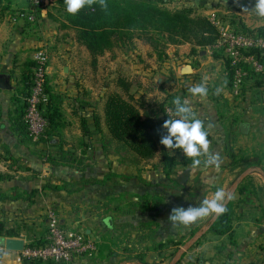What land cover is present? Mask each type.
<instances>
[{"label":"crops","instance_id":"obj_1","mask_svg":"<svg viewBox=\"0 0 264 264\" xmlns=\"http://www.w3.org/2000/svg\"><path fill=\"white\" fill-rule=\"evenodd\" d=\"M191 2L197 3V0ZM246 5L252 9L254 0L247 1ZM224 6L225 3L216 8L225 10ZM234 7L226 8L232 16L245 18L244 8ZM26 8H19L17 0H13L10 10H28ZM244 22L253 30L264 27ZM25 30L24 26L14 24L10 17L0 22V75H9L14 87L13 91L0 90V174L10 177V180L0 181L3 199L0 217L10 222L8 226L17 227L21 238L29 245L45 241L49 235L47 209L54 208L64 230L83 233L97 245L96 253L77 257L70 264H264V175L261 173H264V84L257 87L251 81L248 86V82L245 86L249 90L244 91L241 103L232 100L234 109L240 108L238 115L230 116V126L223 132L232 146L238 138H244L248 143L250 161L256 162L244 172L261 171L246 177L234 193L230 202L234 206L232 234L217 236L212 233L218 221L214 223L215 215L206 217L204 223H200L204 218L200 219L187 228L179 224L174 226L169 217L174 209L199 207L202 202L198 203V200L204 191L209 192L206 199L219 188L226 193L227 177L239 168V164L230 162L235 157L234 146L229 149L227 144L225 159L226 148L220 149L216 140H212L209 153H217L222 159L218 168L209 166L204 170H193L194 178L189 180L185 179L183 168L168 178L159 155L150 161L142 160L111 137L105 124L106 98L93 97V83L69 85L66 81L61 84L52 68L48 71L50 90L61 96L69 124L53 143L76 153L82 163L80 166L45 163L44 154L56 153V150L28 140L16 126L18 85L27 65L33 62L36 51L43 46L38 35ZM83 55L91 60L92 66L102 60L94 61L86 48ZM81 89H86L88 99L79 94ZM250 91H259L261 95L255 104L249 102ZM95 115L102 123L99 129L94 125ZM82 120L89 124L91 139L85 137ZM242 124L250 126L248 134L241 132ZM85 144L89 147L83 146ZM201 173L202 177H199ZM255 175L262 180L253 179ZM237 179L226 196L230 195ZM190 182L197 185L195 192L193 187L190 190ZM243 186L246 192L241 194ZM212 224L200 241L180 255L196 234ZM0 264L25 263L20 261L19 254L0 248Z\"/></svg>","mask_w":264,"mask_h":264},{"label":"trees","instance_id":"obj_2","mask_svg":"<svg viewBox=\"0 0 264 264\" xmlns=\"http://www.w3.org/2000/svg\"><path fill=\"white\" fill-rule=\"evenodd\" d=\"M160 1L161 4L154 0H105L107 7L102 8L100 0H97L91 8L82 9L75 16L66 12L64 0H59L58 2L63 12H65L64 16H66L67 26L76 30L77 41L90 52L94 61H97L105 52L114 48L116 44L121 48L131 46L134 44L135 39L144 40L156 50L160 47L162 40V45L163 42H165L164 44L170 43L172 45L192 44L194 47L203 50L211 49L216 44L219 38V31L208 17L195 15L191 8L171 11L163 7L164 0ZM12 3L13 0H0V22L12 13L10 10ZM33 11L34 8L30 5L28 10L13 12L10 18L13 23L26 28L31 25L29 15ZM34 14L40 16L41 9L34 11ZM232 24L236 26L233 29L239 33L264 37V27L254 30L250 29L241 19H238V21L234 20ZM194 50L196 52V49ZM214 52L220 53L225 58L227 78L229 79L228 86L231 89L233 71H231L230 61L222 52ZM217 58L220 57L215 56V59ZM35 66L36 63L34 61L27 65V71L21 79L22 86L21 84L18 85L15 99L18 104L17 114L19 116L16 126L31 141L35 140L30 136L25 117L28 109V99L33 88V70ZM250 81L255 82L256 86L260 87L264 84V74L251 72L247 78L246 85ZM118 87L122 88L123 93L128 95V99L121 93L114 92L106 100L105 124L111 137L121 142L142 160L150 161L159 155L164 173L168 178L178 174V170L183 168L186 180L194 178L193 169H187L192 168L191 159L186 157L183 150L166 148L160 143L162 137L167 135V130L163 128L164 122L170 118H176L174 117L175 105L173 101L177 97L166 93L167 97L163 101H149L144 98H138L131 93V84L124 77L118 79ZM245 88L246 86L243 94ZM161 89L164 88L161 87ZM46 94L48 95V101L40 106V111L49 125L41 139L36 142L44 143L49 148L55 149L56 153L51 151L45 153L43 156L44 161L53 166H60V164L80 166L82 159L76 153L64 150L61 146L53 143L54 138L61 137L62 132L68 128L69 124L65 118L61 96L51 93L48 83ZM181 100L183 101L184 99L181 98ZM94 125L98 129L102 126L101 120L97 115L94 116ZM81 126L85 137L89 138L87 120H82ZM212 140L209 134L210 145ZM83 146L89 147L88 144ZM203 158L206 157L201 156V160ZM202 165H204L203 161ZM9 178V176L0 174V181L10 180ZM245 190L246 188L243 186L240 189L241 194H244ZM2 201L3 199L0 197V203ZM233 207L232 202L228 206L227 211L214 225L212 233L217 236L232 234L234 228ZM9 223L3 221L0 217V237L21 238L18 228L8 226ZM45 244L46 240L38 241L31 244L30 247L35 248ZM24 263L55 264L41 261Z\"/></svg>","mask_w":264,"mask_h":264},{"label":"rangeland","instance_id":"obj_3","mask_svg":"<svg viewBox=\"0 0 264 264\" xmlns=\"http://www.w3.org/2000/svg\"><path fill=\"white\" fill-rule=\"evenodd\" d=\"M154 1L157 3L161 2L160 0ZM247 1L249 0H197V3H192L191 0H169L168 2L164 0L163 7L171 11L191 8L195 15H206L209 19H212L215 15L226 26L236 28L232 22L234 20L238 21V17L232 16L226 7L241 6V8L248 9ZM17 3L19 8L22 9L30 6L24 0H17ZM223 3H225V8L223 7L225 10H217L220 4L223 5ZM11 14L6 18L9 19ZM43 14L46 15L44 16L45 18L42 16ZM243 14L245 18L239 17L243 23H245L244 21H249L255 26L264 25V18L258 17L253 11L243 10ZM64 15L65 12H63L62 7L57 2L54 7L44 12L41 11L40 16L35 15V21L30 22L31 25L25 28L26 32L38 35V38L42 40L43 46L38 50L44 49L48 51L50 56L49 69L52 68L55 71L53 74L55 73L54 75L59 83L63 84V82L68 81L67 84L69 85L71 83L78 85L87 81L95 86L91 93H94L93 97L96 99L100 97L101 100L102 98L107 100L108 96L114 92H119L128 99V95L123 93L122 88L118 87V79L124 77L131 84V93L138 98H144L149 101H163L167 97V93L189 100L197 117L204 122L207 131L209 132L210 130V134L213 135L211 136L213 142L216 140V146L226 148L224 149V158L228 153L227 144L229 149L230 147H235H233L236 152L234 153L235 157L233 160L230 159V162L233 161L235 165L239 164V168L236 172H231L228 177L227 174L224 175L228 178L226 193H229L237 177L256 161H250L251 151L248 149V143L246 144L244 138L236 139L232 146L231 140L226 139V134L223 132L230 126V116L238 115V108H240L238 106L237 109H234L232 100L236 101L235 103H241L243 97L242 95L239 98H234L232 95V91L228 86L229 79L227 78L225 58L211 49L203 50L194 47L192 44L172 45L170 43L164 44L165 42H163L162 45V40L160 47L156 50L144 40L135 39L134 44L131 46L121 48L116 44L114 48L99 57L102 60L95 64L96 66L94 64L92 66L91 60L83 55L85 47L77 41L76 30L67 26L66 16ZM194 49H196V52H194ZM215 56L220 58L215 59ZM185 64H190L194 67L195 73L192 76L186 77L178 74V67ZM65 69H68V71L66 72ZM91 71H93V76H91ZM202 81L208 87V96L203 100L192 97L188 91ZM250 83L251 81L248 86ZM48 86L50 89L52 88L49 85V80ZM248 86L245 88L246 92L249 90ZM161 87L164 89H161ZM217 89L220 90L219 93H217ZM87 93L86 89L79 90V94L86 99H88ZM259 97H261L259 91H250L248 99L249 102H254L253 104H255ZM205 167V165H200L197 170H204ZM199 177H202V173ZM253 179L262 180L258 175L253 176ZM194 185V182H190L189 187L190 190L193 187L192 190L195 192L197 185ZM206 193L209 194L207 191L200 194L201 197L198 203L206 199ZM205 220L206 218L200 223H204ZM211 237L213 238L214 236Z\"/></svg>","mask_w":264,"mask_h":264},{"label":"built area","instance_id":"obj_4","mask_svg":"<svg viewBox=\"0 0 264 264\" xmlns=\"http://www.w3.org/2000/svg\"><path fill=\"white\" fill-rule=\"evenodd\" d=\"M32 5L34 11L48 10L54 7L58 0H24ZM34 11L29 15V21H35ZM15 21V20H14ZM210 21L217 27L219 38L211 48L222 52L230 61L233 80L231 91L234 98L243 95L247 78L251 72L264 74V37L249 36L237 32L214 15ZM33 61L36 66L33 70V88L28 99V109L25 122L29 133L35 141L43 136L48 128V122L43 118L40 106L47 103L46 88L50 56L47 50L36 51ZM49 235L46 244L32 248L29 244L19 254L22 262H44L55 264H70L75 258L92 255L97 252V245L83 233H70L61 227L60 218L54 208L47 209Z\"/></svg>","mask_w":264,"mask_h":264},{"label":"clouds","instance_id":"obj_5","mask_svg":"<svg viewBox=\"0 0 264 264\" xmlns=\"http://www.w3.org/2000/svg\"><path fill=\"white\" fill-rule=\"evenodd\" d=\"M97 0H64L66 12L69 15H77L82 9L91 8ZM102 8H106L105 0H100ZM258 17L264 18V0H254L252 9ZM192 97L203 100L208 96V87L204 81L194 85L189 90ZM217 89V93H219ZM175 105L174 117L166 120L163 128L167 130V135L162 137L160 143L166 148L182 149L186 157L191 159L193 170H196L202 163L201 156L206 158L203 163L206 167L218 168L221 164L220 156L217 153H209V133L204 122L197 118L189 100H181L177 97L173 101ZM226 196L222 188L217 189L211 198L205 199L199 207H190L188 209H174L169 219L173 225H182L185 228L197 222L200 219L210 215L221 216L226 211Z\"/></svg>","mask_w":264,"mask_h":264},{"label":"water","instance_id":"obj_6","mask_svg":"<svg viewBox=\"0 0 264 264\" xmlns=\"http://www.w3.org/2000/svg\"><path fill=\"white\" fill-rule=\"evenodd\" d=\"M65 71L67 72L68 69H65ZM195 73L194 67L190 64H185L179 67L178 69V74L189 77L192 76ZM0 90L3 91H13L14 87L11 83V77L7 74H1L0 75ZM250 130V126L248 124H242L241 125V132L243 134H248ZM254 171H261L260 169H255V170H247L246 172H244L243 174L240 175V177L237 179L231 193H230V199L226 200V208L228 207V205L230 204L234 193L236 192L238 186L240 185V183L246 178L248 177L250 174L254 173ZM261 173L264 175L263 171H261ZM222 216V215H221ZM221 216H215L214 219V223L221 217ZM213 224L206 227L205 229H203L201 232H199L198 234H196L190 241L189 243L185 246L184 250L181 251V254H184L185 252H187L192 246H194L198 241H200L203 236L208 233L210 231V229L212 228ZM27 242L25 239L22 238H3L0 237V248L5 249L6 252L9 253H16V254H21L25 248H26ZM206 264H210L209 262H207Z\"/></svg>","mask_w":264,"mask_h":264}]
</instances>
